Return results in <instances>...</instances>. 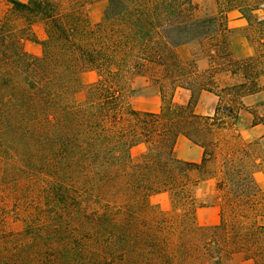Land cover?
I'll return each mask as SVG.
<instances>
[{
    "label": "trees",
    "instance_id": "1",
    "mask_svg": "<svg viewBox=\"0 0 264 264\" xmlns=\"http://www.w3.org/2000/svg\"><path fill=\"white\" fill-rule=\"evenodd\" d=\"M6 1L10 13L0 18V177L16 183L17 199L34 191L38 208L21 239L0 252V264H92L97 255H138L143 243L166 253L168 226L149 214V197L157 192L170 195L182 227L178 237L197 235L207 253L238 251L264 264V190L254 178L256 154L234 144L220 154L216 148L223 139L214 140L236 121L234 98L243 106L245 96L263 89L259 57H231L224 12L196 18L191 0H107L104 19L92 26L77 11L63 13L55 0ZM244 1L225 3L250 20L261 2ZM37 22L44 28L42 40L32 32ZM25 41L39 43L40 55L27 52ZM191 42L209 53L211 66L204 72L177 54ZM153 67L173 88L190 92L186 105L164 92L165 105L157 113L129 105L132 75ZM86 70L98 78L77 102L79 76ZM222 71L240 81L216 90ZM202 90L221 98L213 116L193 112ZM180 134L203 147L199 163L174 157ZM140 144L147 149L135 161L131 149ZM197 171L204 174L194 179ZM211 177L226 202L219 223L204 227L195 219L203 205L197 190ZM176 251L189 248L178 244Z\"/></svg>",
    "mask_w": 264,
    "mask_h": 264
},
{
    "label": "rangeland",
    "instance_id": "2",
    "mask_svg": "<svg viewBox=\"0 0 264 264\" xmlns=\"http://www.w3.org/2000/svg\"><path fill=\"white\" fill-rule=\"evenodd\" d=\"M59 3L62 8V12L77 11L81 16L87 18L89 23L92 26L97 25L104 19L107 0H55ZM191 13L196 18H204L208 16H217L221 11L224 12L222 15L223 21L229 26V32H227V43L231 57L234 59H244L252 57L259 58L257 62V71L262 68L261 76L258 78V84H260L264 89V0H245L243 3L255 4L258 1L261 4L258 8L254 9L253 13L250 16V20L246 19L239 11L228 9V3L226 0H191ZM11 10V5L6 0H0V18L8 15ZM18 19V18H17ZM241 19V20H239ZM20 25L23 24L22 21H19ZM40 23V22H38ZM193 45L187 49H183L181 52L177 51L179 58L184 62H191L200 56L208 58V52L203 51V47L200 46L198 42H191ZM40 45V44H39ZM182 46V45H181ZM180 47V46H179ZM41 45L40 51L41 53ZM191 53V55H190ZM198 68V67H197ZM199 70V69H198ZM207 70V69H206ZM206 70H199L204 72ZM142 75H149L150 84L149 87L152 88V93L159 94L161 98V108H163L164 101L162 94L164 92L166 99L173 95L177 88H173V83L163 77V75L156 71V67L151 68L146 73H141ZM140 74L132 75V79ZM216 77L217 88H224L234 83L240 81L239 76H230L229 73L224 71L219 72ZM221 78V79H219ZM81 87L78 88L75 93V100L77 102H82L86 98L87 89L89 87V79L79 76ZM130 81V85H131ZM128 89L126 93L127 102L131 105V97L135 96L138 92H141L139 88ZM220 89V90H221ZM131 91V92H130ZM162 91V93H161ZM223 92V91H222ZM223 97V102L229 103V97L225 93H221ZM231 103V108L235 111L239 109H244L245 105L240 106L237 104V97ZM239 102V100H238ZM133 108V107H132ZM249 111L253 114L262 113V110L256 108V104H251L248 107ZM141 111V110H139ZM254 115V114H253ZM221 134L218 132L214 140L221 139ZM224 137V135H223ZM228 138L222 140L221 145H218L217 152L220 151V154H223L224 150L228 151L229 145H236V141L231 139V135H227ZM213 136H207V140H211ZM235 142V143H234ZM228 148V149H227ZM147 146L141 144L138 147L131 149V157L133 160H137L141 153L145 152ZM251 150L256 154V156L263 157V162L260 164V171L256 175V183L258 186L264 190V147L259 142H254L251 145ZM218 156L220 161L221 156ZM216 161L210 163V169L216 168ZM3 169V163L0 159V175L1 170ZM205 171V170H204ZM203 172H194L192 177L194 179L202 176ZM9 183V184H8ZM16 183H13L12 179L5 182L0 177V252L5 253L7 250H11L13 242H16L21 239L25 225L33 216L35 215V209L38 208L35 206V202L38 200L34 199L35 192L28 190V194L25 198L17 199L15 192ZM198 201L202 202L203 205L197 207L195 211L196 223L200 226L210 227L216 225L220 221V215L218 209L220 206L225 204L226 199L222 191L217 190L213 187V183L207 182L203 183L198 188ZM149 214L154 221H160L166 224L168 227L165 229L167 232V245L168 251L166 253L157 252V248L154 246H149L148 243H143L144 251L138 255H128L127 257H121L117 255L116 257H103L94 256L93 263L95 264H261L255 259L247 258L242 252H232L227 255H219L216 251L207 253L203 246V240L197 235H185L184 240L182 237H178V232L182 230L177 220H175V214L172 213V203L170 195L167 192H157L153 193L149 197ZM179 214H182V209L179 208ZM33 222V220H31ZM184 242V243H183ZM186 244L189 248L188 253L181 251H176L177 245ZM122 255V254H121ZM92 263V264H93Z\"/></svg>",
    "mask_w": 264,
    "mask_h": 264
},
{
    "label": "crops",
    "instance_id": "3",
    "mask_svg": "<svg viewBox=\"0 0 264 264\" xmlns=\"http://www.w3.org/2000/svg\"><path fill=\"white\" fill-rule=\"evenodd\" d=\"M21 1L27 2L28 0ZM31 27L32 32L38 40H42L45 38L44 28L41 23H34ZM191 45H193V43L184 44L178 47L177 51L181 52L183 49L191 47ZM23 47L27 52L33 55L39 54V43L33 41H25L23 43ZM196 64L199 70H206L211 66V63L207 59V57L205 58L202 56L196 59ZM81 77L86 78L87 80L89 79V83H93L97 80L98 75L94 70H86L81 72ZM150 83L151 82L149 80V75L140 74L136 75L132 79V88H140L141 92H138L135 96L131 97V105L136 110L157 113L161 110V98L159 94L154 92L152 93V88L149 87ZM189 98L190 92L184 88H177L172 96L173 102L178 105H186L189 101ZM219 102H221V98L219 97V95L207 90H202L198 95L197 102L193 106V112L198 115L213 116L215 114L217 106L219 105ZM243 103L245 105V108L238 110L236 121L234 124H232L231 126H227L219 132L221 134L220 138L224 140L225 138H228L227 135L230 134L232 136L231 139L236 141V145L251 147L254 142H259L264 147V89L254 94L245 96L243 98ZM251 104H256V108L262 110V113H258V115L263 118V121L255 120V116L248 110V107ZM138 146L139 145L135 147ZM173 155L176 159H179L181 161L199 163L203 157V147L193 143V141H191L187 136L180 134L176 138L173 148ZM255 161L260 167V164H262L263 162V157L256 156ZM259 171L260 168H257L254 173L255 180L256 175L259 173ZM210 181L211 183H213L214 187L216 181L215 177L208 178L207 180L203 181L200 186L203 183H207Z\"/></svg>",
    "mask_w": 264,
    "mask_h": 264
}]
</instances>
